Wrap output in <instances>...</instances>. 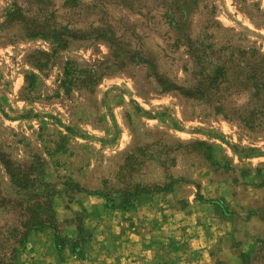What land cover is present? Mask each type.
I'll return each instance as SVG.
<instances>
[{
	"label": "rangeland",
	"instance_id": "374dc122",
	"mask_svg": "<svg viewBox=\"0 0 264 264\" xmlns=\"http://www.w3.org/2000/svg\"><path fill=\"white\" fill-rule=\"evenodd\" d=\"M174 1L0 0V264H17L18 249L34 228L28 219L43 212L46 197L35 194L44 188L52 191L56 221L46 213L42 221L56 223L62 244L80 248L83 236L77 230L70 237L67 228L80 225L82 233L89 234L86 216L69 211V197L53 191L64 187H52L50 182L59 174H72L86 183L96 170L105 172L135 141L149 142L156 133H164L166 140H204L214 147L213 160L199 156L201 164L192 167L184 156L182 163L179 160L178 175L184 182L173 190L188 184L198 188L192 200L181 201L193 205L189 223L177 225L185 221L182 216L173 222L174 228L149 234L154 231L151 223L142 220L141 228L135 229L138 234L124 228V242L175 247L157 264H264V123L251 128L238 120L213 118L209 105L214 101L194 99L186 90L159 93L144 64L116 68L92 89L73 87L66 92L60 87L68 61L97 70L99 63L110 64L114 41L104 34L111 30L119 46L126 43L132 50L148 52L158 58L161 73L186 84L194 67L190 42L164 16ZM198 1L187 9L190 25L185 31L193 41L215 45L232 41L264 53V0ZM14 3L20 9L10 18L6 10L14 11ZM36 17L51 27L66 25L59 29L66 33L62 36L66 44L44 37L26 39V24ZM98 33L102 36L96 38ZM32 61H46L45 67L41 70ZM246 101L243 97L238 104L245 107ZM211 181H224L247 193H234L228 200L208 198L199 187ZM253 187H262L261 194ZM202 200L211 206L198 209L194 204ZM33 201L36 207L31 209ZM115 242L121 241L108 240ZM152 253L131 252L141 264Z\"/></svg>",
	"mask_w": 264,
	"mask_h": 264
},
{
	"label": "trees",
	"instance_id": "16d2710c",
	"mask_svg": "<svg viewBox=\"0 0 264 264\" xmlns=\"http://www.w3.org/2000/svg\"><path fill=\"white\" fill-rule=\"evenodd\" d=\"M175 1L166 7L168 11L164 13V16L166 22L178 33H183L181 37L189 39L190 42L187 46L192 54L194 67L191 71V79L186 80V84H178L161 73L158 70V58L150 56L148 52L146 54L140 50H132L128 47L130 44L126 43L124 46H119L121 42L114 38L111 30L109 35L104 34V36H109V40L114 41V46L110 51L112 59L110 64L103 66V63H99L100 70H97L94 66L80 68L73 61H68L64 66V76L60 87L66 92L71 91L73 87L92 89L116 68L120 70L130 63L144 64L148 76L156 79L157 92H169L176 88L182 92L186 90L185 93L192 95L194 99L205 98L206 101L209 99L214 101L213 105H209L212 107L211 116L213 118L238 120L251 128L262 125L264 123V53L255 47L247 48L232 41H225L220 45L193 41L191 33L185 31L190 25V22L187 21V9L192 10L199 1ZM13 6L14 11H11L10 8L6 10V15L10 18H14L13 13L20 9L17 3H14ZM60 28L67 29V26L59 27L57 23H54V27H51L49 23L39 22L36 17L26 24L24 37L26 39L44 37L52 40L54 44L64 45L66 41L62 39V36L66 33L60 32ZM98 34L100 35H95L96 38L102 36L101 33ZM205 50H211V55L199 54V51ZM46 56L48 60V54H45ZM45 62L32 61V64L43 70ZM243 97L247 98L245 107L238 104L239 99ZM213 149V145L204 140H166L164 133H156L149 142L142 139L135 141L125 153L109 165L105 172L96 170L98 173H93L86 183L81 177H75L72 174H59L57 178L52 179L50 186L54 187L55 184L63 186L64 188L61 190L54 187L53 191L66 194L70 200L74 199L78 193L86 192L103 195L106 197L109 207L120 204L124 209H128L140 195L164 190L170 191L174 189L175 185L184 182L178 175L183 162L182 156L187 158L186 165L192 167L201 164L202 160L199 159V156L213 160ZM51 193L52 191L44 188L35 194V197H46V202H43L45 205L41 207L43 212L28 220L31 221L30 226H34L32 229L53 228L57 247L61 250L68 245L60 242L56 223L42 221L43 213L53 216L56 221V211L53 207L54 197ZM35 207L36 202L33 201L30 208ZM77 227L79 235L83 236L82 244H84L90 235L82 233V226L78 225ZM81 247L82 245L80 248L74 247V250L80 253Z\"/></svg>",
	"mask_w": 264,
	"mask_h": 264
},
{
	"label": "crops",
	"instance_id": "0c3cea01",
	"mask_svg": "<svg viewBox=\"0 0 264 264\" xmlns=\"http://www.w3.org/2000/svg\"><path fill=\"white\" fill-rule=\"evenodd\" d=\"M254 189L261 194L262 187ZM199 190L208 198L218 197L226 200L234 193L237 196L247 193L246 189L235 191L236 189L224 181H211L207 186H200ZM197 191L198 188L195 186L182 185L167 194L157 192L144 195L128 209H124L120 204L109 207L103 195L80 193L71 201L67 198L68 210L75 209L86 216L85 228L91 234V238L82 245L81 252H76L70 245L59 250L55 230L51 227L37 228L29 231L25 243L18 249L17 264H141V258L131 254L136 251L153 252L149 257L142 258V264H157L161 257L175 247L169 244L159 245L157 242L125 243L124 228L138 234L135 229L141 228L142 220H148L154 230L149 234H154L158 228H174L173 222H177L182 216L185 221L177 225L189 223L194 218L190 215L193 205L181 201L192 200L191 197ZM61 202L64 203L63 200ZM194 205L200 209L211 206V203L202 200L195 202ZM260 229L263 230L262 226ZM77 230L74 224H70L67 234L75 237ZM109 239L121 242L108 243Z\"/></svg>",
	"mask_w": 264,
	"mask_h": 264
}]
</instances>
